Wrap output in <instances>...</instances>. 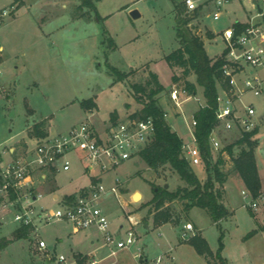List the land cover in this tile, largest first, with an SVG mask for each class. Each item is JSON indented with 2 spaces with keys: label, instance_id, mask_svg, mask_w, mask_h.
Here are the masks:
<instances>
[{
  "label": "rangeland",
  "instance_id": "1",
  "mask_svg": "<svg viewBox=\"0 0 264 264\" xmlns=\"http://www.w3.org/2000/svg\"><path fill=\"white\" fill-rule=\"evenodd\" d=\"M82 1L0 0V10H12L0 20V44L4 46L0 58L2 165L9 163L13 155H24L36 148L40 138L30 133L36 120L48 118L51 135L64 132L84 120L104 131L112 120L113 112H119L121 116L118 118H124L140 109L143 103L137 99L139 92L132 85L145 83L151 76L150 71L158 73L166 87L158 96L169 112L167 121L184 142L193 143L191 122L204 102L203 91L200 87L197 94L182 96L180 111L170 98L174 70L166 59V55L180 45L177 35L180 12L184 17H193L191 26L205 39L207 53L211 57H219L226 48L224 29L236 22H249L258 14L259 7L264 6L263 0H229L221 17L214 19L212 1L201 4L199 16L188 12L181 0H92L91 6L81 5ZM135 8L140 12L138 17L131 13ZM74 13L85 15L73 18ZM208 30L215 33L212 38L208 37ZM113 67L117 72H112ZM248 68L251 69L250 66ZM119 72H129L130 75L119 79L116 78ZM194 78L189 76L191 80ZM219 93L223 97L222 88ZM90 97L98 103L93 111L84 109L80 103ZM245 100L255 105L258 116H264V93H247ZM257 127L259 146L256 152L264 177V123L258 122ZM218 128L222 147L214 150L215 158L226 144L242 134L239 129L228 131ZM10 147L15 148L14 154ZM69 158L71 169L55 173V178L51 177L41 187L44 191L52 193L58 187L62 198L66 193L89 184L91 175L85 171L78 153L72 152ZM224 169L229 172V188L234 201L232 215L223 219L220 226L212 222L204 209L194 207L188 215L177 201L172 202L171 207L178 224L173 221L155 224L154 215L149 211L153 206L147 204L154 195V183L168 182L169 189L174 190L184 185V181L170 167L155 171L140 155L125 160L102 175L108 189L103 206L113 233L117 238H125L127 229L132 225L129 217L133 216L138 220L134 226L139 237L135 250L140 245L149 257L169 252L177 260L183 259L185 264H204L201 258L193 257L194 247L189 242L175 248V240L183 233L181 226L192 219L201 227L215 251L223 243L221 253L226 258V264H264V230L252 232L254 228H264V204L255 209L246 203L250 201V196L241 201L242 196L236 190L242 188V178L234 170L230 158L226 159ZM197 172L200 176L206 174L204 163L197 166ZM116 178L120 180L117 194L110 189ZM137 189L142 197L134 196L132 199V193ZM49 193L37 203L38 206H58V201L53 200ZM251 209L258 215V221ZM3 214L0 211V239L12 237L19 225L13 213L4 214L5 219ZM146 221H149V227ZM36 223L37 230H32L27 237L34 253L31 262L26 260L21 248L27 244V239H21L0 250V264H76L75 254L79 248L75 236L70 235L73 224L64 220L50 223L37 220ZM90 232L98 236L94 246H100L95 253V257L101 259L100 264H135L128 250L109 255L111 248L98 228H91ZM40 239L47 242L44 250L39 249ZM82 248L89 251L93 246L84 245ZM62 254L66 257L65 261L60 260ZM77 256L85 259L83 264H90L91 257Z\"/></svg>",
  "mask_w": 264,
  "mask_h": 264
},
{
  "label": "built area",
  "instance_id": "2",
  "mask_svg": "<svg viewBox=\"0 0 264 264\" xmlns=\"http://www.w3.org/2000/svg\"><path fill=\"white\" fill-rule=\"evenodd\" d=\"M188 12L196 9L207 1L214 4L213 17L219 19L229 0H181ZM264 1V0H263ZM11 9L0 10V20L11 13ZM264 16V6L262 7ZM227 52L222 66L226 77V85H220L224 95L218 96L216 115L218 126L232 131H251L263 122V116L257 115V109L252 102L245 100L247 93L260 95L264 93V21L253 24L252 18L248 24L237 32L235 26H229L223 31ZM4 47L0 45V58ZM251 67V69L248 68ZM2 67L0 62V76ZM1 91V87H0ZM184 95H190L188 88L173 82L170 88L172 102L180 108ZM205 105V101L201 103ZM169 112L165 110L164 116ZM191 125L194 131V142L183 144L190 163L193 166L203 163L201 149L198 145L195 127L197 119L193 116ZM155 118L153 116L134 117L131 114L124 118L110 120L104 131H99L93 123L84 120L64 132L47 135L38 140L36 148L24 155H17L9 163L1 164L0 156V197L2 209L13 213L14 220L19 225H32L37 230V220L50 223L54 220H64L73 224L77 229L98 228L104 236L105 243L110 246L109 255H115L119 250L131 249L138 241L134 226L138 223L130 216L131 226L126 231L125 238H117L111 229V221L103 206L102 200L107 187L103 183L102 175L116 168L122 162L140 155V151L147 146L155 135ZM211 147L218 150L222 147L219 128H215L210 135ZM5 152V151H4ZM76 152L79 155L85 171L94 178L90 185L79 191L65 195L58 199V206L51 208L37 205L45 193L40 184L51 178L60 170H70L72 161L69 155ZM226 155L227 153L224 152ZM224 155V156H225ZM120 180L115 179L111 190L117 194ZM244 198L250 196L246 202L257 209L264 204V190L254 197L249 189L242 191ZM14 194V196H12ZM73 194V195H72ZM123 226V225H122ZM182 237L187 239L194 235L191 222L184 224ZM191 232V233H190ZM39 247L46 248L47 242L39 240ZM135 264H172L173 256L169 252L154 257L144 254L142 247L134 252ZM60 260L66 257L60 255ZM101 259L92 257L90 264H100Z\"/></svg>",
  "mask_w": 264,
  "mask_h": 264
},
{
  "label": "trees",
  "instance_id": "3",
  "mask_svg": "<svg viewBox=\"0 0 264 264\" xmlns=\"http://www.w3.org/2000/svg\"><path fill=\"white\" fill-rule=\"evenodd\" d=\"M81 5L91 6L93 3L92 0H83ZM200 6L196 9L194 16L201 14ZM178 7H180L179 4L177 9ZM77 14L74 16L85 15L84 13ZM192 18L184 17L180 12L177 24L180 45L168 53L166 59L174 70L173 82L184 84L191 95L197 94L199 88H202L205 105H200L194 116L197 119L195 133L202 152L206 177L204 179L199 177L183 149L184 140L164 116L165 109L158 95L166 87L160 81L158 73L150 71L151 76L145 83H134L132 85L139 92L137 99L141 100L143 104L140 109L135 110L131 115L134 117L153 116L155 118V135L152 141L140 151L142 159L155 171L160 172L162 169L170 167L184 181V185H179L174 190L169 189L164 184L154 183V195L147 204L153 206V209L149 211L151 214L153 213L155 223L162 224L171 221L174 218L171 202L177 201L183 205V209L188 215L194 207L204 209L210 215L212 221L220 226L221 220L228 218L231 214L224 200V186L229 178V172L224 169L226 164L224 152L230 156L234 170L240 174L253 196L257 197L262 190L263 182L256 157V148L259 144L256 138L258 127L251 131H242L241 136L226 144L220 155L215 158L210 143V135L215 128L219 127L216 108L220 85H226L227 83L222 70L227 49H224L221 56L211 57L207 53L205 39L191 26ZM247 24L248 22H236L234 26L237 32H240ZM214 35L213 31L208 30L209 38ZM111 70L115 73L116 68L113 67ZM129 75V72H119L116 74V78L124 79L128 78ZM191 75L195 77L194 80L189 79ZM136 90H134V93ZM80 103L84 109L90 111L98 106L94 97L84 99ZM127 107H129V104H127ZM118 116V112L115 111L112 113L111 119L116 120ZM32 126L31 134L37 135L39 138L49 135L48 118L36 120ZM92 180L94 181V178ZM68 196H71V194ZM1 201L2 197H0V203ZM33 229L32 225L19 226L14 230L12 237L0 239V250L15 240L29 237ZM189 242L196 247L199 253L204 254L209 259L210 264L227 263L226 258L221 253L222 242L215 252L210 247L207 239L198 232L189 239ZM84 260L83 258L78 259L80 264H83Z\"/></svg>",
  "mask_w": 264,
  "mask_h": 264
},
{
  "label": "crops",
  "instance_id": "4",
  "mask_svg": "<svg viewBox=\"0 0 264 264\" xmlns=\"http://www.w3.org/2000/svg\"><path fill=\"white\" fill-rule=\"evenodd\" d=\"M16 4H19L20 2H15ZM18 9H20V6L18 7ZM75 17H77V16H73V18H75ZM245 23V22H244ZM1 46H3L2 44H0ZM4 47V46H3ZM213 58H217V57H213ZM159 79H160V77H159ZM95 101L97 102V100L95 99ZM98 104V103H97ZM127 109H129V107H127ZM118 114H119V112H118ZM120 115V114H119ZM121 116V115H120ZM169 122V121H168ZM49 134H51L50 133V130H49ZM256 138H257V135H256ZM258 139V138H257ZM258 141H259V139H258ZM258 146H259V144H258ZM258 146H257V148H258ZM257 148H256V151H257ZM10 151L12 152V154H14L15 153V148L14 147H10ZM15 157V155H13V158ZM256 157H257V163H258V167H259V171H260V175H261V178H262V182H263V185H264V177H263V175H262V172H261V169H260V164H259V158H258V155H257V152H256ZM227 158H230V156L228 155V154H226L225 155V159H227ZM231 159V158H230ZM197 166H200V165H196V166H194V168H195V170H196V172H197ZM198 173V172H197ZM199 175V174H198ZM50 176L51 177H54L55 178V174H50ZM199 177L201 178V179H204L205 177H206V174L204 175V176H200L199 175ZM91 180H92V177L90 178V181H89V184H87V185H83V186H81V188H84V187H86V186H88V185H90V183H91ZM229 181H230V176H229V178H228V180H227V182L225 183V186H224V188H225V203H226V205H227V207L229 208V210L231 211V214L230 215H232V213H233V208H232V202L234 201V199H233V195H232V191H231V189L229 188ZM46 183V182H45ZM45 183H42V184H40V188L42 187V186H44L45 185ZM168 184V186H166ZM164 185L166 186V187H168V188H170V184L168 183V182H164ZM80 188V189H81ZM42 189V188H41ZM79 188L76 190V191H73V192H68V193H66L65 195H67V194H70V193H74V192H77V191H79L80 190ZM245 189H248L246 186H245V183H244V181H243V179H242V188L241 189H238V190H236V193L237 194H240V196H242V200L241 201H243L244 200V196H243V193H242V191L243 190H245ZM43 190V189H42ZM172 190V189H171ZM44 191V190H43ZM137 191H140V190H135L133 193H132V199H133V197H134V193L135 192H137ZM141 192V191H140ZM44 193L45 194H47V193H49V192H46V191H44ZM50 195H52V197H53V200H55V201H58V199H60L61 198V195H60V193L58 192V187H57V190L56 191H53L52 193H49ZM142 194V193H141ZM102 203H103V200H102ZM174 203V202H173ZM171 205H172V202H171ZM244 205V204H243ZM229 206H231V208L229 207ZM3 209L2 208H0V211L1 212H4V214L6 215V214H8V211H2ZM252 211H253V209H251ZM4 214L2 215V216H4ZM253 216L255 217V220L256 221H258V219H257V214L253 211ZM176 216H175V214H174V218L171 220V221H173V222H175V224H178L177 222H176ZM3 219H5V216H4V218ZM189 220H191V222L195 225V227H196V229H195V233H200V234H202L206 239H207V237L205 236V234L203 233V230L201 229V227L196 223V221H194V220H192V219H189ZM212 220V219H211ZM262 220L264 221V215L262 216ZM222 221L223 220H221V222H220V225H221V223H222ZM155 222V221H154ZM189 222V221H188ZM213 222V221H212ZM165 223V222H164ZM214 224H216L215 222H213ZM145 224H146V226L147 227H149L150 226V223H149V221H146L145 222ZM155 224H157V223H155ZM217 225V224H216ZM20 225H18L17 226V228L19 227ZM218 226V225H217ZM91 228H96V227H91ZM91 228H88V229H77V228H75L74 227V229H72L71 231H70V235H73V236H75L74 238L76 239V243H77V247L79 248V249H77V252H76V254H75V262H76V264H80L79 263V261H78V259L80 258V256L78 257L77 255H81V256H89V257H95V253L99 250V248H100V246H94V244L96 243V240L98 239V236H97V234L94 232H90V230H91ZM181 229H182V231H184L185 229H184V224L181 226ZM255 232H258V231H261V230H264V228H254L253 229ZM254 232V233H255ZM191 233V232H190ZM193 236V234L192 235H190L189 236V239L191 238ZM21 239H27L26 240V245H23L21 248H22V250L25 252V257H26V260H28V259H30V262H31V257L34 255V253H33V251L31 250V245L29 244V239L28 238H21ZM21 239H18V240H21ZM87 239V244L85 243V240ZM189 239L187 238V239H184L182 236H179V238L177 239V241L175 240V248H180L181 246H182V244L183 245H185V244H187L188 242H189ZM18 240H15V241H18ZM14 241V242H15ZM207 241H208V239H207ZM14 242H12V243H14ZM209 242V241H208ZM12 243H10V244H12ZM137 243H138V241H137ZM137 243H135V244H137ZM190 243V242H189ZM9 244V245H10ZM190 244H192V243H190ZM210 244V243H209ZM84 245H89L90 247H92L93 246V248H91V250H89V251H86V248H82ZM193 245V244H192ZM80 246H81V248H80ZM178 246V247H177ZM139 247H141L140 245H138V246H136V249L137 248H139ZM193 247H194V249H192L193 251V253H194V255H193V257H195L196 256V258H201V260H204L203 262H204V264H210L209 263V259L204 255V254H201V253H199L198 251H197V249H196V247L193 245ZM210 247H211V245H210ZM212 248V247H211ZM39 249L40 250H44L45 248H40L39 247ZM143 249V248H142ZM122 250H128L129 252V254L131 255V257H132V259H133V261H134V263H135V259H134V252H135V249H134V246L131 248V249H122ZM121 250V251H122ZM144 250V249H143ZM212 250L215 252V250L212 248ZM27 252V253H26ZM119 252H120V250H119ZM27 254V255H26ZM110 254V253H109ZM117 254V253H116ZM173 256V255H172ZM177 261H178V263H177ZM185 264L184 263V260L183 259H178L177 260V258H175L174 256H173V260H172V264Z\"/></svg>",
  "mask_w": 264,
  "mask_h": 264
},
{
  "label": "water",
  "instance_id": "5",
  "mask_svg": "<svg viewBox=\"0 0 264 264\" xmlns=\"http://www.w3.org/2000/svg\"><path fill=\"white\" fill-rule=\"evenodd\" d=\"M131 13L134 17H138L140 15V12L137 8L133 9ZM263 21H264V16L262 14V7H259V12L257 15H255L253 17L252 22H253V24H258V23L263 22ZM262 121L264 123V116H263ZM166 186H168V184Z\"/></svg>",
  "mask_w": 264,
  "mask_h": 264
},
{
  "label": "bare ground",
  "instance_id": "6",
  "mask_svg": "<svg viewBox=\"0 0 264 264\" xmlns=\"http://www.w3.org/2000/svg\"><path fill=\"white\" fill-rule=\"evenodd\" d=\"M134 196H135L136 198H141V197H142V194H141L140 191H137V192L134 193Z\"/></svg>",
  "mask_w": 264,
  "mask_h": 264
}]
</instances>
